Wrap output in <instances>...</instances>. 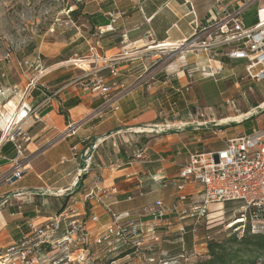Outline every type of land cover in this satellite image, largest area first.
<instances>
[{
    "label": "crops",
    "instance_id": "1",
    "mask_svg": "<svg viewBox=\"0 0 264 264\" xmlns=\"http://www.w3.org/2000/svg\"><path fill=\"white\" fill-rule=\"evenodd\" d=\"M242 6L245 7L242 15L244 27H254L252 24L256 20L259 23L260 18L264 21V0H88L83 15L89 33L81 30L86 25L80 24L66 38L68 43L64 45L66 48L83 39L89 47V54L79 61L86 63L87 68L79 65L80 74L70 76L56 72L62 64L74 61L72 57L62 58L41 70L35 78L40 82L39 86L28 94L24 92L15 97L17 103L21 102V106L29 109L28 116L21 120V128L31 138L26 148L30 170L13 185L0 184V203L7 201L0 206V235L5 232L8 239L0 247L27 234L28 224L42 223L74 201V209L82 214L81 193L83 187L91 185L94 176L100 178L104 187L118 189L110 199L111 209L117 214L125 212L126 200L134 201L151 192H157L161 199L147 201L132 210H139L157 200L171 206L175 201V188L156 184L152 178L156 175L169 181L175 177L200 141L190 142L185 137L182 131L192 127L181 129V126L185 127L188 122L167 119L164 113L167 107L172 111L170 102L177 93L188 91L187 78H191V73H198L199 76L195 74L194 77L198 76L200 80L209 77L220 69L214 58L222 56L230 47L198 51L190 60H185L184 65L193 64L191 71L179 68L171 77L167 72L164 76L155 74L154 52L159 49L151 47L164 43L179 47L223 18L226 12ZM120 12H124V16H119ZM77 47L73 46L71 51ZM20 78L19 86L24 82ZM97 82L112 88L109 96L119 89L129 91L118 103L119 110H109L106 118L101 120L93 117L94 112L105 106L106 100L99 90L92 91ZM258 83L262 82L252 81V84ZM239 88L236 83L234 94L238 98L236 104L233 102L236 111L222 112L224 115L218 121L240 126L257 113H261L264 119V109H259L264 101V90L259 96L252 91L250 97L254 99V105L250 106L240 95L241 91H237ZM241 98L246 100L248 107L239 103ZM22 110L21 107L19 111ZM200 124L196 123L197 127H201ZM68 125H74L77 132L75 136L63 139L62 134ZM151 131L156 134H148ZM243 133L247 134L241 130L240 134ZM140 139L144 142L142 147L137 146ZM94 144L93 167L99 165L100 168L83 180L81 188L72 189L75 170L85 150ZM166 153L164 159L162 156ZM14 156L12 145L0 142V177L9 170ZM62 159L67 162L61 164ZM142 163L144 165H140ZM66 164L68 166H64ZM34 189L70 190L73 193L62 198L46 195L15 197L17 192ZM99 213L101 221L105 222L107 217L101 211ZM170 238L164 247L169 250L179 247L175 236Z\"/></svg>",
    "mask_w": 264,
    "mask_h": 264
},
{
    "label": "built area",
    "instance_id": "2",
    "mask_svg": "<svg viewBox=\"0 0 264 264\" xmlns=\"http://www.w3.org/2000/svg\"><path fill=\"white\" fill-rule=\"evenodd\" d=\"M244 10L245 7L242 6L226 12L223 18L216 20L181 46L197 47L205 51L230 47L222 56L229 61H245L246 79L264 82V25L261 26L260 18L256 26L244 27ZM118 15L124 16V12ZM203 73L205 74L204 71ZM213 75L214 73L210 76ZM96 84L92 91L99 90L106 96L105 106L93 113L94 118L101 120L106 118L109 110H119L118 103L129 91L119 89L113 96H109L111 87ZM28 88L32 91L35 85L31 84ZM226 104L236 111L233 102L226 100ZM21 107L26 118L29 109ZM13 119L0 128V142L4 145L11 144L15 153L10 160L9 170L0 177V184L13 185L30 170L26 148L31 138L21 128L22 121L14 122ZM205 125L200 124L201 127ZM76 132L74 125H68L62 138L75 136ZM95 148L96 144L85 150L75 170L72 189L81 188L83 180L100 168L99 165L93 167ZM66 162L62 159L60 163ZM152 180L156 184L172 185L175 188V201L171 206L167 207L157 200L139 210L117 214L111 209L110 199L118 193V189L115 186L104 187L100 178L94 176L91 185L83 187L85 189L81 193L84 208L82 214L74 209V201L42 223L28 224L27 234H22L18 241L0 247V264H75L76 261L83 264L101 255L112 257L122 254L124 258L131 256L145 264H195L196 252H186L185 237L188 233L194 237L200 227L211 225V206L221 205L223 210L226 204L231 203L237 207L241 218L232 221L228 228L239 224L243 227L247 216L250 220L264 217V119L260 129L253 128L247 134L227 139L220 150L189 153L187 162L169 181L156 175ZM72 193L70 190L34 189L17 192L15 197L46 195L62 198ZM6 202L3 201L0 206ZM100 211L107 217L105 222L101 221ZM236 221L239 223L236 224ZM173 235L180 251L172 256L163 247ZM204 239V242L210 241L209 236ZM51 249L54 251L52 256L44 254ZM155 254L159 255L158 259Z\"/></svg>",
    "mask_w": 264,
    "mask_h": 264
},
{
    "label": "rangeland",
    "instance_id": "3",
    "mask_svg": "<svg viewBox=\"0 0 264 264\" xmlns=\"http://www.w3.org/2000/svg\"><path fill=\"white\" fill-rule=\"evenodd\" d=\"M87 2L88 0H0V128L3 127L4 123L7 124L8 119L4 122L5 118L13 119V116L21 108V102L17 103L15 97L23 95L24 92L25 94L30 93L28 86L31 84H34L35 87L40 85V82L36 81L35 78L43 68L62 58L72 57L74 61H79V59L88 56L89 47L83 39L77 40L74 45H68L64 48L67 42L66 38L73 34L75 27L80 24L86 25V17L83 12ZM80 29L85 30L86 34L89 33L87 25ZM73 46L78 47L71 51ZM198 51L205 50L197 47L190 48L189 46L156 50L154 52L155 65L153 67L156 70L155 74L164 76L167 72V74H171L169 75L171 77L175 75L179 68L191 71L193 64L187 63L184 65L185 60H190ZM74 54L76 57L73 56ZM214 59L219 62L217 66L220 69L215 71L212 77L209 76L205 79L200 77L201 80L198 73H195L198 75L196 78L194 77L195 74L191 73V78H187L188 85L186 88H189L188 91L183 90L181 94L177 93L173 97V101L170 102L172 111L167 107L166 113H164L167 119L183 121L184 124L188 122V125H185V127H182V125L181 129L192 127L182 132L188 141L195 142L196 139L200 141L192 149L194 151L220 150L225 146L227 139L237 137L241 130L249 133L252 128L260 129L262 126L263 116H261V113H257L251 120L240 126L218 121L224 115L222 112L231 110L234 113V109L231 105L226 104V100L236 104L238 98L236 93L234 94L236 83L240 86L237 91L240 90V95L246 98L249 105L252 106L254 105V99L250 97L251 93L254 91L257 96L261 95L264 90V88H261L264 82L252 84V80L246 79L244 73L245 61L232 62L221 55ZM79 65L81 64L75 62L64 63L56 72H64L69 74L68 76L80 74ZM20 77L24 80L21 86H19ZM49 90L47 87V91ZM246 100L241 98L239 103L248 107ZM262 104H264V101ZM200 122L206 125L197 127L196 123ZM148 134L155 135L156 133L153 131ZM142 140L140 139L137 143L138 147H142V144H144ZM165 155L167 153L162 156L164 159ZM143 161L149 160L143 159ZM140 165H144V163ZM64 166H68V164ZM145 166H149V163H145ZM157 198L161 199L158 193L151 192L145 197L134 199V201L126 200L124 211L132 210L147 201L156 200ZM234 206V204L228 203L223 207V210H221V205L211 206L209 218L211 225H205L196 231L192 240L190 239L191 244L184 247L186 252L195 251L197 261H201L205 259L206 254L204 252L207 247V242H204L205 236H209L210 241H221L234 233L242 234L248 227L250 231L264 233L263 216L253 218L252 221L247 216V222L244 223L243 227L239 224L231 225V229L228 228L232 221L241 218L239 210ZM6 240H8L6 233L3 232V235H0V244L3 245ZM157 250H155V253ZM48 251H45L44 254L52 256L54 251L52 249L49 251L51 253H48ZM175 253L170 252L172 256ZM75 256H73L74 259ZM158 256V254H155L157 259ZM76 262L75 264H78ZM83 264H145V262L131 256L124 258L122 254L113 255L112 257L101 255L92 261L87 260Z\"/></svg>",
    "mask_w": 264,
    "mask_h": 264
},
{
    "label": "trees",
    "instance_id": "4",
    "mask_svg": "<svg viewBox=\"0 0 264 264\" xmlns=\"http://www.w3.org/2000/svg\"><path fill=\"white\" fill-rule=\"evenodd\" d=\"M258 20L252 25L256 26ZM198 131V130H196ZM192 236L185 237V246L191 244ZM177 246V245H176ZM179 253L180 248L168 249ZM195 264H264V233L252 232L249 227L242 234H232L221 241L207 242L205 259Z\"/></svg>",
    "mask_w": 264,
    "mask_h": 264
},
{
    "label": "bare ground",
    "instance_id": "5",
    "mask_svg": "<svg viewBox=\"0 0 264 264\" xmlns=\"http://www.w3.org/2000/svg\"><path fill=\"white\" fill-rule=\"evenodd\" d=\"M264 12V10H263ZM264 25V21H262L261 26ZM174 45H171L169 43H164V44H160L158 46L155 47H151V49H159V50H163V49H169V48H173ZM73 63L75 62L76 64H81L83 67H86V63L81 62V61H72ZM259 109H264V104L260 105ZM26 113L22 111H18L14 116H13V121L14 122H20L22 120V118H25ZM6 119H8V122L10 121V118L7 117L5 118L4 122L6 121ZM5 125V124H4ZM239 223V221H236V224Z\"/></svg>",
    "mask_w": 264,
    "mask_h": 264
}]
</instances>
